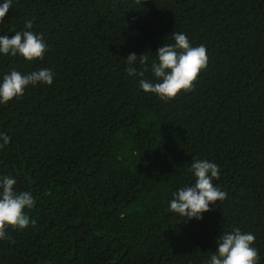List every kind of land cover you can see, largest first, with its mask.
I'll use <instances>...</instances> for the list:
<instances>
[{"label": "trees", "instance_id": "16d2710c", "mask_svg": "<svg viewBox=\"0 0 264 264\" xmlns=\"http://www.w3.org/2000/svg\"><path fill=\"white\" fill-rule=\"evenodd\" d=\"M26 21L49 50L0 53V82L13 69L54 80L0 103V177L32 194L36 221L7 230L0 264H209L235 228L264 264V0H13L0 35ZM173 32L205 46L208 66L162 100L140 80L156 82ZM130 53L148 55L143 77L126 72ZM195 159L219 165L227 198L186 220L170 201L195 182Z\"/></svg>", "mask_w": 264, "mask_h": 264}, {"label": "clouds", "instance_id": "9594fccd", "mask_svg": "<svg viewBox=\"0 0 264 264\" xmlns=\"http://www.w3.org/2000/svg\"><path fill=\"white\" fill-rule=\"evenodd\" d=\"M13 0H4L0 4V22L12 7ZM32 21H26L24 31H16L14 35H0V53L19 55L27 61L43 60L49 50L42 34L31 29ZM174 44H163L155 54L158 62L151 64V71L156 82L147 79L140 80V86L145 92L158 95L162 100L174 99L182 92H190L194 88L199 75L208 66V55L205 46H193L184 33L173 32ZM148 55L137 57L130 53L126 58V72L130 76H144L147 71ZM139 61L145 67L138 70L135 65ZM54 72L43 68L29 74H23L13 69L3 76L0 82V103L7 104L18 96H23L29 85H51ZM7 134H0V148L10 142ZM190 171L195 177L191 186L181 187L174 192L170 201V210L186 220L203 219V213L210 211V205L227 198V193L214 184L220 178V168L215 162L195 159ZM17 180L11 176L0 177V240L9 239L7 230L11 228L25 229L31 223L25 209H31L35 203L28 191H17ZM256 237L251 232H243L235 228L224 232L217 238V250L213 252L209 264H259V251L253 245Z\"/></svg>", "mask_w": 264, "mask_h": 264}]
</instances>
